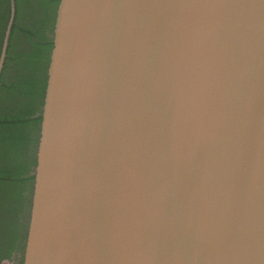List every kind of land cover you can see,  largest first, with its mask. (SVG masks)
Here are the masks:
<instances>
[{
  "label": "water",
  "instance_id": "1",
  "mask_svg": "<svg viewBox=\"0 0 264 264\" xmlns=\"http://www.w3.org/2000/svg\"><path fill=\"white\" fill-rule=\"evenodd\" d=\"M57 37L26 264H264V0H66Z\"/></svg>",
  "mask_w": 264,
  "mask_h": 264
},
{
  "label": "trees",
  "instance_id": "2",
  "mask_svg": "<svg viewBox=\"0 0 264 264\" xmlns=\"http://www.w3.org/2000/svg\"><path fill=\"white\" fill-rule=\"evenodd\" d=\"M66 0H15L0 74V264H26ZM11 0H0V56Z\"/></svg>",
  "mask_w": 264,
  "mask_h": 264
}]
</instances>
